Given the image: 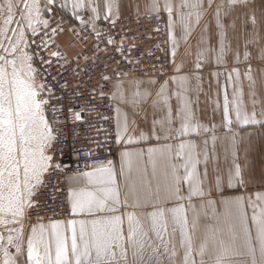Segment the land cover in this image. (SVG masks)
I'll use <instances>...</instances> for the list:
<instances>
[{
  "label": "snow or ice",
  "instance_id": "snow-or-ice-1",
  "mask_svg": "<svg viewBox=\"0 0 264 264\" xmlns=\"http://www.w3.org/2000/svg\"><path fill=\"white\" fill-rule=\"evenodd\" d=\"M247 3L248 0H179L175 4L173 0H149L145 7L149 15L157 18L162 12L167 14L166 27L173 45V57L181 42L191 48L190 37L195 29L201 26L209 13L214 15L219 51L211 45V36L204 38L203 33L209 31L208 25L204 24L194 61L195 69L199 70L202 61L211 54L216 53L217 63L226 56L228 45L223 21L231 10ZM53 4L54 0H45L44 5L40 0H0V227L5 230L0 232V264H264V194L258 193L255 198H222L219 203L227 218L226 229L205 225L203 238L197 243L196 233L202 214L207 216L204 210L212 207L213 215L216 214L214 205L217 202L208 199L213 190L222 192L225 184L228 188L243 186L244 178L239 164H236L234 171L230 170L227 176L217 170L211 185L206 187L207 167L217 140L216 126L208 127L195 119L185 87L190 75L170 77L160 84L154 98L150 89L141 90L143 81L139 80L130 82L134 88L131 99L125 96L123 80L116 82L112 93L113 99L129 103L133 108L151 98L152 106L163 113L159 119L153 120V135L157 140H180L175 150L170 144L148 149L149 154L159 153L164 161L163 184L157 178L155 164L151 174L145 168L135 181L127 183V173L133 169V153L130 151L121 153L119 173L111 160L86 165L90 170L77 171L69 177L67 197L71 214L85 218L54 220L49 225L40 223L31 226L30 235L25 237L24 221L29 211L38 207L34 197L45 184L44 177L50 170L62 167L54 164V156L49 154L58 139L55 133L56 113L61 109H51V120L46 115L50 102L62 98L54 95L49 84L38 82L40 72L33 66L35 53L28 51L29 32L33 38L31 43L45 49L51 37L56 35L57 28H51L49 35V21L43 19L45 11H52L50 6ZM68 4L69 0H63L61 7H68ZM84 8L91 12L87 23L94 35L123 56V39L117 41L114 37H106L96 27L102 13L104 20L115 25L119 16L117 0H103L102 4L98 0H71L72 14L82 25L85 21L78 12ZM250 22L256 25L254 15ZM13 24L16 27L13 28ZM177 28L179 36L175 34ZM41 31L44 35L39 41L35 40ZM96 47L100 50L98 44ZM249 55L245 52L246 59ZM52 58L68 62L61 52L51 51L47 58L41 56L39 63L50 66ZM236 59L238 62L239 53ZM182 70V64L175 68L176 73ZM233 72L239 81V70L233 69ZM245 76L250 84L255 83L250 66ZM102 79L108 81L111 77L103 75ZM227 80H232L231 74ZM149 83L154 85L157 82ZM170 83L178 85L174 93L169 88ZM100 95L103 96V92ZM173 95L179 101L175 115L171 104ZM250 95L255 97L256 94L251 92ZM256 104L253 98L252 111L247 110L242 89L235 91L230 100L226 84L223 118L228 131H232L234 122L240 126L264 127V109L257 112ZM67 111L71 112L74 120L82 119L81 111L71 108ZM119 111L117 109L118 114ZM177 120L179 127H174ZM134 123V120L129 121L126 113L123 115L116 127L117 143L134 142L129 135ZM157 126L163 137L156 135ZM193 136L205 137L203 148L191 138ZM140 138H145L143 132ZM232 139L235 143V135ZM201 164L204 165L203 173L199 169ZM118 176L125 179V186L129 189L123 201ZM129 196L135 201L131 205L133 209L149 206L154 209L147 214V223L136 211H121V207H129ZM196 200L200 203H195ZM170 204L174 206L167 207ZM125 217L127 231L124 228ZM177 235L178 241L175 239Z\"/></svg>",
  "mask_w": 264,
  "mask_h": 264
},
{
  "label": "crops",
  "instance_id": "crops-1",
  "mask_svg": "<svg viewBox=\"0 0 264 264\" xmlns=\"http://www.w3.org/2000/svg\"><path fill=\"white\" fill-rule=\"evenodd\" d=\"M45 0H40V2ZM57 5L61 7L63 0H54ZM99 3H103V0H98ZM119 4V16L130 14V13H141L147 12L146 5L149 0H117ZM175 4L179 3V0H173ZM139 6V11L137 10ZM65 12H72L71 0H69L68 7H61ZM86 12L88 16L91 12L88 8L79 10ZM255 16L256 25L253 26L250 22L251 17ZM103 17V13L101 14ZM167 20V14H166ZM226 25V43L228 45L227 54L221 59L220 63L216 62V53L211 54L207 60L202 61V67L197 70L195 69V53L197 49V42L201 38L202 29L204 24L208 25L209 31L203 33L204 38L207 39L211 36V45L219 51L218 44V33L215 27V19L212 13H209L201 22V26L197 27L190 37L191 48L181 42L179 47L176 49L175 57L172 56L173 45L169 40L168 29L167 38L169 41V62L170 71L164 78L158 77H135V78H122L114 81L112 93L115 91L114 85L117 81L123 80V89L126 98L131 99L134 88L130 83L133 80L143 81L141 90L148 88L155 96L156 90L160 84L164 81H168L170 77L174 75H190V80L185 85L188 89L187 97L190 99V109L194 114L197 121L204 124L205 126L211 127L215 125V135L217 136L215 152L212 160L209 162L207 171L208 176L205 180L206 187L210 186L214 180L217 170L220 174L227 176L230 170L234 171L236 164H239L244 178L243 186L237 185L235 188H228L225 184L222 192L213 190L212 195L208 199L214 200L217 203L214 205L215 215H213V208L209 207L204 211L207 212L205 217L202 214L200 228L196 233L197 243L203 238L204 226L205 225H217L221 228L226 229V217L223 215V206L219 203L222 198L244 196L255 198L256 194H264V127L262 126H240L237 123L232 124V131L229 132L226 123L224 121L223 104L225 85L227 84V93L229 99L233 98V94L238 89L243 91V102L249 112L252 111L253 98L257 101L256 110L259 112L264 109V0H248L247 5L237 6L231 10L228 17L223 21ZM234 24V27L232 26ZM175 34L179 36V29L175 30ZM245 52L250 53L249 57L245 58ZM239 53V61L237 62L236 54ZM183 65L181 73H176L175 68L178 65ZM249 66L251 68V75L254 84H250L249 80L245 76ZM233 69H238L240 72L239 81L236 80V73ZM231 74L232 80L228 81L227 77ZM149 81H156L157 83L152 85ZM169 88L174 93L178 90V85L170 83ZM251 92H255V97L250 95ZM115 108V126L117 127L118 121L123 119V115H128L129 121H135L131 124L133 131L129 135L133 139V143L128 144L126 141L117 143L118 150L115 157L111 160L113 167L119 173L120 166L122 163L121 153L124 151H130L133 153V169L131 173H127L128 181L131 183L135 181L140 173L146 168L149 174L152 173L153 164L156 165L157 178L161 184L164 182V161L160 157L159 153L149 154L148 149L152 147H159L165 144H170L175 147L180 143L178 138H172L165 140L163 138L157 140L156 136L153 135V120L159 119L163 113L152 106V99H148L141 103L138 107L133 108L129 103H121L119 99H113ZM173 114L175 115L176 110L179 106V101L176 96H172L171 100ZM119 109V114L117 112ZM233 115V120H234ZM174 127H179V120L176 121ZM144 133L145 138L141 139L140 134ZM156 135L163 137V133L159 131L157 126ZM235 135V143L233 142V136ZM196 142L200 143L203 148L202 140L205 138L191 137ZM209 139V148H211V137ZM187 139V138H185ZM200 172L203 173L204 165L199 166ZM88 168L82 170L87 171ZM77 172V171H76ZM76 172H71L67 175V186L68 191L70 188L69 177ZM120 183L121 200H124L125 193L129 189L125 186L126 181L123 177L118 176ZM134 198L128 197L129 207H121V211L124 213L136 211L142 219H145L148 213L154 209L149 207H142L133 209L131 207L134 204ZM200 203L199 200L194 201ZM174 205H167L171 207ZM70 209V202H69ZM71 213V210H70ZM251 214V209H249ZM191 218V213H189ZM82 216H73L72 214L67 218H50L46 220H33L24 224L25 237L30 235L31 226H38L40 223L49 225L54 220L67 221L68 219H82ZM127 219L125 217L124 228L127 231ZM171 231V228H169ZM179 239L178 235L175 238ZM182 256V252L180 254ZM180 257H178L179 259ZM207 259V257H206Z\"/></svg>",
  "mask_w": 264,
  "mask_h": 264
},
{
  "label": "built area",
  "instance_id": "built-area-1",
  "mask_svg": "<svg viewBox=\"0 0 264 264\" xmlns=\"http://www.w3.org/2000/svg\"><path fill=\"white\" fill-rule=\"evenodd\" d=\"M50 7L52 11H45L43 19L49 21V35L51 28L58 31L46 49L31 43L33 38L29 32L28 51L35 53L33 66L40 72L38 82L49 84L54 95L62 98L59 101L53 99L46 113L51 120V109H61L56 113L55 133L58 139L49 154L54 156L53 163L62 167L46 174L45 184L34 197L38 207L29 211L24 224L33 220L69 217L67 175L86 169V165L97 161L106 163L115 157L118 145L112 101L114 81L145 76L164 78L170 71L166 13L162 12L159 18L148 12L125 14L118 16L115 25L103 17L97 20V29L106 37H114L117 41L123 39L125 54L121 56L114 52L112 45H106L94 35L87 23L89 16L86 12H78L85 21L82 25L72 12L63 11L56 3ZM60 28L63 31H59ZM157 28L158 31L155 30ZM43 35L41 31L34 39L39 41ZM97 44L100 50H97ZM51 51L61 52L68 62L52 58L50 66L41 65L40 57L47 58ZM103 75L111 79L105 81ZM65 84L67 86L62 87ZM69 108L81 111L82 119L74 120L71 112L67 111Z\"/></svg>",
  "mask_w": 264,
  "mask_h": 264
},
{
  "label": "rangeland",
  "instance_id": "rangeland-1",
  "mask_svg": "<svg viewBox=\"0 0 264 264\" xmlns=\"http://www.w3.org/2000/svg\"><path fill=\"white\" fill-rule=\"evenodd\" d=\"M41 3V5L43 4V1H41L40 2ZM54 3H56L57 4V2L56 1H54ZM15 27H16V25H15ZM47 115V114H46ZM5 230H4V228L3 227H0V232H4ZM6 234V233H5Z\"/></svg>",
  "mask_w": 264,
  "mask_h": 264
},
{
  "label": "bare ground",
  "instance_id": "bare-ground-1",
  "mask_svg": "<svg viewBox=\"0 0 264 264\" xmlns=\"http://www.w3.org/2000/svg\"><path fill=\"white\" fill-rule=\"evenodd\" d=\"M17 18H19V17H17ZM12 27L14 28L15 27V24H13Z\"/></svg>",
  "mask_w": 264,
  "mask_h": 264
}]
</instances>
